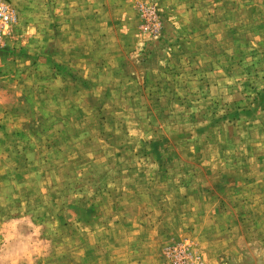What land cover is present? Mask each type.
Masks as SVG:
<instances>
[{"label":"rangeland","instance_id":"obj_1","mask_svg":"<svg viewBox=\"0 0 264 264\" xmlns=\"http://www.w3.org/2000/svg\"><path fill=\"white\" fill-rule=\"evenodd\" d=\"M0 264H264V0H11Z\"/></svg>","mask_w":264,"mask_h":264},{"label":"built area","instance_id":"obj_2","mask_svg":"<svg viewBox=\"0 0 264 264\" xmlns=\"http://www.w3.org/2000/svg\"><path fill=\"white\" fill-rule=\"evenodd\" d=\"M18 13L11 0H0V50L11 37Z\"/></svg>","mask_w":264,"mask_h":264}]
</instances>
